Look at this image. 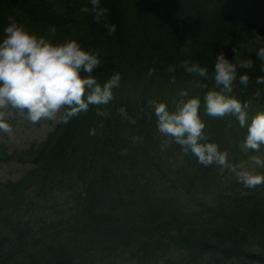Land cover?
Listing matches in <instances>:
<instances>
[{"label": "trees", "instance_id": "obj_1", "mask_svg": "<svg viewBox=\"0 0 264 264\" xmlns=\"http://www.w3.org/2000/svg\"><path fill=\"white\" fill-rule=\"evenodd\" d=\"M99 7L108 12L97 23L91 0H0V38L12 17L54 43L75 39L98 49L102 62L93 75L101 83L115 73L174 83L192 75L180 67L187 60L206 67L214 84L215 56L223 51L234 59L236 47L253 68L238 69L231 95L242 103L255 95L264 106V84L256 83L264 77L256 55L264 41L255 38H264V0H100ZM106 24L116 32L110 35ZM243 74L250 76L247 88L239 83ZM120 82L114 99L100 106L106 117L90 106L37 149L9 156L35 168L17 184H0V264H94L93 257L103 262L118 253L139 264H264V185L232 188L225 203L191 208L164 196L165 186L195 185L209 171L175 142L178 162L165 157L147 86L140 106L117 95L127 89L126 79ZM58 193L71 200L69 209L44 217L38 232L15 220Z\"/></svg>", "mask_w": 264, "mask_h": 264}, {"label": "clouds", "instance_id": "obj_2", "mask_svg": "<svg viewBox=\"0 0 264 264\" xmlns=\"http://www.w3.org/2000/svg\"><path fill=\"white\" fill-rule=\"evenodd\" d=\"M91 4L94 19L99 23L108 9L99 7L100 0H91ZM81 11L88 12L89 9L83 7ZM105 27L110 35L116 32L114 24ZM3 31V38H0V132L13 138L14 126L9 122L13 113L32 124L42 120L55 121L58 116L67 124L87 112L90 106L97 107L96 115H108L100 106H106L114 99L113 90L119 87L121 75L115 73L104 83L97 80L93 72L102 62L98 49L86 50L75 39L54 43L29 31L12 17ZM255 38L257 43L264 41L259 35ZM233 53L231 60L223 51L215 56L212 76L215 87L207 91L203 102L206 115L215 118L232 116L240 128L246 129L240 150L247 159L230 162L227 150L222 151L217 143L208 142L199 97L187 98L188 92L182 90L181 98L174 102L171 110L166 102L150 100L148 103L154 110L159 133L180 145L185 155L191 153L205 167L216 165L221 174L226 170L234 174L244 188L255 189L264 185V171H261L264 170V110L250 115L248 103L231 95L238 69L253 68L251 59H238L236 47ZM256 55L264 61V46ZM180 67L198 77L208 76V69L197 63L185 60ZM260 70L264 71V64ZM249 82L248 74L239 76V83L245 88ZM256 83L264 84V77H258ZM90 134L94 135L95 129H91Z\"/></svg>", "mask_w": 264, "mask_h": 264}, {"label": "rangeland", "instance_id": "obj_3", "mask_svg": "<svg viewBox=\"0 0 264 264\" xmlns=\"http://www.w3.org/2000/svg\"><path fill=\"white\" fill-rule=\"evenodd\" d=\"M127 84L130 86L131 91L129 93L121 91L118 92L117 95H125L129 101L131 100L132 102L140 103L141 100L139 92L144 85H147L150 91L148 101L153 100L157 102H166L168 106H171V109H174V102L181 98L179 93L182 90H186L188 92L187 98H191L195 95L199 96L205 90H213L211 89L213 86H206L205 84H207V81L202 79H178L176 83L171 84L168 81L163 83L159 77L152 75L140 79L129 77L127 78ZM132 109L136 111L135 108ZM261 110H264V108ZM248 111L249 114L252 115L257 110L255 108L251 110L248 109ZM226 117L234 124L233 131L226 130L229 136V143L224 142V137H222L219 139L217 144L220 146L222 151H228L230 162L236 163L240 160L247 159V156L240 150V144L244 139L246 129L240 128L234 117ZM9 122L14 126V131L12 133L13 138L10 139L8 134L0 132V184H8L9 182L19 183L23 177L34 169L31 161L18 162L8 158L12 154L26 152L32 146L37 147L41 145V143L44 142L47 136L52 132V129L58 125L61 120L58 116L55 121L42 120L38 124H32L21 118L19 115L13 113ZM234 133L237 137L234 136ZM166 146L167 143L164 144L163 149H166ZM179 154V148L172 147L171 150L167 151L165 156L171 157L173 162H178L177 160ZM252 154L254 153H249V155ZM208 171L209 178L204 179L203 182H196L195 185L188 183L184 187L180 183L178 184V187H171L168 185V187L165 186L161 192L167 197L178 196L181 204L191 208L197 203H202V201L208 204H218L219 202L225 203V201H227L229 196L232 194V188H244L243 185L237 182L234 174H230L226 170L223 174H221L216 165H211ZM182 188L185 191H181ZM156 191H158V189ZM34 196L35 193L33 194V197ZM69 201L71 200H69L66 196L58 193L55 198L50 200L48 205H38L34 211L31 209L28 212V209L26 208L21 212V217L15 220H21L25 224H30L32 233L38 232L40 223L44 217L55 218L56 216H59V214H65V212L69 209ZM13 214L16 216L15 213ZM0 215L4 214L0 213ZM1 224L3 223L0 221V225ZM2 231L3 229L0 228V233ZM6 231L7 229L5 228V232ZM129 256L131 257V255L127 253H118L114 259H103V262L100 261L99 258L93 257L92 262L94 264H139L136 260L131 259ZM174 257L175 254L172 255L170 259H173ZM170 264H176V262H171Z\"/></svg>", "mask_w": 264, "mask_h": 264}]
</instances>
